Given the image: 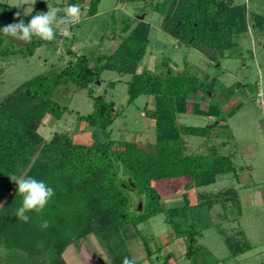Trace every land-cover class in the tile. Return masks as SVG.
Here are the masks:
<instances>
[{"label":"trees","instance_id":"16d2710c","mask_svg":"<svg viewBox=\"0 0 264 264\" xmlns=\"http://www.w3.org/2000/svg\"><path fill=\"white\" fill-rule=\"evenodd\" d=\"M115 1L139 5V15L149 12L161 15L163 33L178 46L197 50L215 66L226 58L227 49L237 47L238 37L249 28L248 5L234 4L233 0ZM99 4L100 0H65L56 8L62 9L58 16L63 17V10L70 5H86L87 17L92 19L98 17ZM43 7L37 1L34 4V9ZM114 11L106 13L97 40L89 41L94 43L88 53L77 55L69 49L66 65L57 69L49 66L47 72L12 91L3 94L0 91V264H6V259L7 264L11 259H14L11 264H67L65 251L74 244L79 247L80 241L89 235L99 241L112 263L122 264L125 257L129 258L125 244L131 237L130 229L141 237L148 263L152 264L151 258L158 252L164 263H168L173 253H162L163 247L152 251L149 248L152 239L137 229L139 224L158 215L170 227L168 237L184 246L183 259L190 264H219L200 242L204 221L198 212L202 205L190 202L183 194L182 204L166 207L156 185L182 179L185 189H197L214 184L219 176L229 173L235 176L242 169L232 163L231 154H217L230 139L222 135L220 104L240 85L219 91L216 77L195 76L186 60L181 70L173 63L174 72L168 65L164 71L138 72L151 26L145 18L117 17ZM252 19V27L263 32L264 16L253 14ZM21 20L27 24L31 19L15 6L0 2V58L16 53L30 57L37 48L51 43L33 36L28 47L9 45L2 34L3 28ZM59 29L62 27L56 28V38ZM105 42H114L108 53L101 52ZM104 71L129 76L127 104L140 96L153 99V108L145 116L154 120V144L112 140L108 128L118 118L119 111L113 101L105 100L103 95L94 96L91 91ZM113 85L114 82H109L107 87ZM60 89L68 93L87 90L93 110L77 115L76 120L86 125L84 132H92L90 143H75L68 132H54L49 140L37 133L46 117L59 120L67 112L68 105L54 99ZM198 93L201 96L197 104H192V113L210 121L203 127L187 126L179 120L188 111L189 96ZM191 137L201 140L199 151L188 149L185 138ZM120 168L133 183L132 187L144 196L140 214L128 212L124 181L118 174ZM12 176L35 178L54 190L42 213H26L30 216L28 223L15 215L23 197L17 193L18 186L10 179ZM44 221L48 222L47 228L41 227ZM224 243L230 258L251 249L242 231L224 237ZM2 250L7 254L2 255Z\"/></svg>","mask_w":264,"mask_h":264},{"label":"rangeland","instance_id":"374dc122","mask_svg":"<svg viewBox=\"0 0 264 264\" xmlns=\"http://www.w3.org/2000/svg\"><path fill=\"white\" fill-rule=\"evenodd\" d=\"M36 1L38 4H44V7L34 9L32 0L27 2L0 0L15 6L30 19L37 13H46L65 0ZM232 3L248 5L249 28L246 34L238 37L236 48L224 52L226 58L221 60L218 66L197 50L178 46L175 40L163 33L161 15L154 12L139 15V5L100 0L97 18H88L87 6H79L80 22L69 28L70 38L62 35V29H59L58 38L48 45L37 48L30 57H24L21 53L1 57L0 91L2 94L12 91L23 82L47 72L49 66L57 69L66 65L70 59L69 49L77 55L88 53L94 43L89 41L97 40L107 12L115 10L117 17L125 15L139 20L145 18L151 29L149 43L137 69L138 72L164 71L167 65L171 67L173 63L177 65V70H181L183 61L186 60L195 76L216 77L219 91L233 87L237 83L240 85L230 98L224 99L225 101L220 104L222 135L230 139L217 154L223 156L231 154L232 163L242 169L235 176L232 173L219 176L214 184L197 189L192 187L185 189V180L182 179L161 181L156 185L161 203L166 207L180 205L185 194L190 202L202 205L198 212L204 221L200 242L218 259L219 264H264V106L256 105L257 94L260 91L264 93V31L259 32L252 27L253 14L264 16V0H233ZM31 8L32 12L29 13ZM113 44L114 42H105L101 46V52L108 53ZM172 70L175 71L174 68ZM127 80H129L127 75L104 71L98 83L91 86L94 96L103 95L105 100L113 101L119 111L118 118L108 128V132L114 141L133 142L139 145L154 144L156 141L154 120L145 116V113L153 108V99L140 96L133 103L127 104ZM109 82H114L115 85L107 87ZM200 96V93L189 96L188 111L180 117L181 123L196 127H203L209 123L210 119L207 117L192 113V104L198 102ZM54 99L62 105L67 104L68 110L59 120H54L51 116L46 117L38 126L37 133L45 140H49L54 132H68L75 143H90L92 132H84L86 125L76 120L77 115H86L93 110L87 90L77 89L73 93L72 91L68 93L67 90L60 89L55 92ZM99 139L104 140L102 133H99ZM185 140L190 151L200 150L199 138L191 137ZM118 174L124 181L123 190L128 198V212L131 215L140 214L145 202L143 194L132 187L133 183L129 182L123 169L120 168ZM137 229L142 235L152 239L149 243L152 251H155L170 233V227L164 223L161 215L139 224ZM129 231L131 237L125 244L128 259L134 261V264H150L145 259L141 237L136 236L133 229ZM238 231L244 233L251 249L230 258L224 237H230ZM172 240L168 249H162V253L171 251L172 259L164 263L158 252L159 254L151 258L152 264H190L188 260L182 258L184 246L181 241L174 238ZM125 250L123 249L124 252ZM1 254L6 255L7 252L2 250ZM63 256L67 264H115L99 241L91 235L82 239L79 247L71 245ZM4 262L7 264L8 259ZM11 262L13 263L14 259L9 260L10 264Z\"/></svg>","mask_w":264,"mask_h":264},{"label":"clouds","instance_id":"9594fccd","mask_svg":"<svg viewBox=\"0 0 264 264\" xmlns=\"http://www.w3.org/2000/svg\"><path fill=\"white\" fill-rule=\"evenodd\" d=\"M32 4H35V0H32ZM60 11H62L60 8H50L46 13H37L27 24L21 20L19 23L6 26L3 31L17 41L26 43L33 36L44 41H52L56 38V28L62 27V35L70 38V26L80 22V7L70 5L66 10H63L65 12L63 17L58 16ZM31 12L32 8L29 9V13ZM10 179L17 184V193L23 197L22 206L16 210L15 215L24 223H28L30 216L26 213L33 211L37 214L42 213L50 198L55 194L54 190L43 181L32 177L17 178L12 176ZM41 227L47 228L48 222L44 221ZM122 264H134V261L125 257Z\"/></svg>","mask_w":264,"mask_h":264},{"label":"water","instance_id":"95a60500","mask_svg":"<svg viewBox=\"0 0 264 264\" xmlns=\"http://www.w3.org/2000/svg\"><path fill=\"white\" fill-rule=\"evenodd\" d=\"M2 34H3L4 38L7 39L9 45L13 44V45L20 46V47H28V45H29V41L26 42V43H25V42H19V41H17L15 38H11V37H9L8 35H5V34L3 33V31H2ZM143 197H144V196H143ZM143 199H144V198H143Z\"/></svg>","mask_w":264,"mask_h":264},{"label":"built area","instance_id":"2783aa9c","mask_svg":"<svg viewBox=\"0 0 264 264\" xmlns=\"http://www.w3.org/2000/svg\"><path fill=\"white\" fill-rule=\"evenodd\" d=\"M256 105L259 107L264 106V93L261 91L257 94Z\"/></svg>","mask_w":264,"mask_h":264},{"label":"crops","instance_id":"0c3cea01","mask_svg":"<svg viewBox=\"0 0 264 264\" xmlns=\"http://www.w3.org/2000/svg\"><path fill=\"white\" fill-rule=\"evenodd\" d=\"M78 144H80V143H78ZM173 238L171 237V238H169V240H168V236L165 238V240L163 239V243L158 247V248H162L163 247V249H168L169 248V245H170V243H172V240ZM167 252H171V251H167ZM166 252V253H167Z\"/></svg>","mask_w":264,"mask_h":264}]
</instances>
